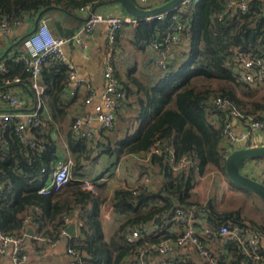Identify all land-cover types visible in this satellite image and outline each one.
<instances>
[{
  "label": "trees",
  "instance_id": "obj_1",
  "mask_svg": "<svg viewBox=\"0 0 264 264\" xmlns=\"http://www.w3.org/2000/svg\"><path fill=\"white\" fill-rule=\"evenodd\" d=\"M90 1L0 0V17L8 16L23 22L26 17L34 19L47 9L44 15L51 17V25H48L56 33L52 32L68 37L82 24L78 12ZM245 4L247 10L242 11L239 6H227V0H196L181 11L183 22L178 30L179 41L171 45L172 57L169 55L166 66L157 69L152 81L145 84L135 78L132 85L120 82L127 95L125 105L134 109L135 115L129 119L120 112L118 117L122 124L111 132L101 133L96 137V143L76 138L70 132L67 148L74 154L71 177L59 191L47 195L39 193L59 160L56 141L42 123L38 128H30L34 146L20 141L13 122L0 129V175L3 181L0 232L18 233L23 228L25 213H28L31 216L29 224L34 226L36 233L56 237L65 224L64 217L78 211L82 226L77 236L67 237V245L85 251L89 264H123L130 260L138 246L175 237L159 223L164 214L163 220H169L168 213L176 206L188 210L196 208L213 229L232 224L264 231V226L247 224V217L238 208L219 210L212 199L201 203L192 198L197 174L217 169L226 175L225 158L230 153L222 132L226 112L212 105L211 99L225 98L245 114L261 115L260 110H264V101L250 104L242 99L241 96L252 95L251 89L246 83L237 82L233 74L232 62L238 52L264 57V1L250 0ZM55 14L78 21V25L65 26ZM138 24L133 30V39L141 49H148L153 36L163 42L174 26L168 15L162 19H142ZM32 32L33 29L25 32L17 46L21 47ZM17 53L4 59L0 91L12 85L15 77L20 79L18 83L28 84L24 63L16 60ZM67 76V66L61 62L49 63L43 68L45 90L41 97L54 115L64 113V108L76 96L69 99L64 93ZM213 83L217 86L212 87ZM211 117L216 118L218 126L213 124ZM113 132L115 134L111 136ZM119 133H123L120 138L117 137ZM154 145L162 149L160 154H153L149 159L150 165L157 167L161 174L159 187L150 190L140 186L138 192H134L133 186L115 188L111 201L123 220L105 238L100 220V208L107 203V195L103 193L105 184L94 180L95 192L84 189L83 181L78 179L83 175L80 172L84 168L82 161L90 159L96 147L118 160L127 154L148 152ZM170 150L175 161L183 155L189 156L185 168L173 170L169 162ZM149 169L140 167L142 173L150 172ZM155 223L158 234L146 235L143 225ZM134 229L143 235L128 242L126 236ZM31 243L35 245L33 240ZM215 255L220 264H241L248 260L232 242L223 247L222 254Z\"/></svg>",
  "mask_w": 264,
  "mask_h": 264
},
{
  "label": "built area",
  "instance_id": "obj_2",
  "mask_svg": "<svg viewBox=\"0 0 264 264\" xmlns=\"http://www.w3.org/2000/svg\"><path fill=\"white\" fill-rule=\"evenodd\" d=\"M106 1L91 0L80 8V11L86 14L85 20L68 37L56 36L50 29L46 19L41 18L39 20L35 30L23 40L21 50L16 55V60L23 61L24 71L28 75L29 99H31L32 108L28 111H20L19 108L24 103L18 94L11 89L0 91V129H4L13 122L20 141L34 146L35 143L29 134V129L38 128L42 123L43 100L41 95L45 90L42 80L44 66L57 62L67 66L68 76L64 93L66 97L72 98L83 85V79L79 76L75 65L64 54L63 46L71 43L83 50L87 49L93 28L101 23L106 26V38L111 45V50L114 51L116 49V35L120 27L126 23L138 24L142 20L129 14L121 16L109 15L96 10L99 4ZM195 1L183 0L170 10L143 18L145 20L162 19L168 15L171 22L174 23L171 33L165 37L163 42H160L157 36L151 37L148 47L153 52L151 61L157 69L166 66L171 45L179 41L178 30L183 22L181 11ZM234 1L227 0V6L233 5ZM136 3L142 8H148V0H136ZM238 6L242 11L247 10V6L243 2ZM21 23V20L17 18L0 17V35L8 34L12 28L20 26ZM232 67L237 82L251 85L264 84V57L262 55L253 56L238 52L233 59ZM4 69V65L0 64V71ZM103 79L104 88L99 93L87 88L90 92L84 99V103L92 104V111L77 113L72 119L70 132L76 138H84L96 143V137L101 133L111 132L116 129L118 114L125 106L127 95L115 75L112 54L106 58ZM19 81L18 77L12 80L15 83ZM210 103L226 112V120L222 132L225 146L230 152L238 148L254 146L253 143L257 140V134L264 131V115L245 114L231 105L228 100L219 96L212 98ZM94 120H96V126L92 125ZM234 120H239L243 123L245 126L243 133L234 134L232 131ZM161 150L159 145H154L148 152L141 153L139 158L145 161L149 160L153 154H160ZM169 153L174 171L185 168L190 161L187 155H183L175 161L172 150ZM79 159L83 160L82 155H79ZM72 162L71 158L59 161L47 183L39 189V193L47 195L57 192L65 186L71 177L70 166ZM140 186H133L134 192H138L141 188ZM83 188L95 192L91 181H83ZM2 190L3 181L0 175V197L2 196ZM168 214H170L169 220H163L159 225L161 228L172 226L175 237L138 246L137 251L129 258L130 260L125 261L123 264H151L150 260L154 255H166L172 250L184 246H192L207 264H220L211 243L216 239V243L222 246H225L228 242L236 244L242 253L248 257L246 264H264V254H261L260 249V241L264 238V231L250 226L239 227L232 224H222L218 228L213 229L202 212L194 214L191 209L188 210L183 206L174 207ZM30 218V214L25 213L23 228L18 233L3 234L0 232V254H5L7 248L10 247V258L14 264H25L28 259L25 238L28 234L27 226ZM70 218L71 216L64 217L65 224L61 227L59 235L56 237H49L35 232L32 235H28L30 241L33 240L35 242V245L32 244L35 253L43 254L48 247L57 245L63 238L68 237L66 227ZM102 218H109L108 210L102 212ZM75 223L78 229L82 226L79 212ZM144 231L146 235L150 234L146 228ZM153 233L156 235L158 231L155 230ZM142 235L140 230L134 229L127 234L126 239L128 242H134L141 238ZM66 255L67 264H89L87 253L71 245H67ZM154 264H184V261L182 259H165Z\"/></svg>",
  "mask_w": 264,
  "mask_h": 264
},
{
  "label": "crops",
  "instance_id": "obj_3",
  "mask_svg": "<svg viewBox=\"0 0 264 264\" xmlns=\"http://www.w3.org/2000/svg\"><path fill=\"white\" fill-rule=\"evenodd\" d=\"M168 0H148V8H154L161 4H164ZM250 0H235L233 5L238 6L241 2L247 3ZM264 1V0H263ZM96 10L109 14V15H127L128 13L123 8L122 4L118 0H107L99 4ZM56 19L62 20L63 25L75 27L78 25V21L71 19H65L62 15L55 14ZM86 14L81 11L78 12V18L81 23L85 20ZM36 18V17H35ZM34 19L26 17L20 26H16L6 35H0V64L4 63V59L11 57L15 52L21 50V47L17 46L18 41L25 32L30 31L34 27ZM48 24L51 25L50 15H46L45 18ZM50 20V23H49ZM139 24H123L116 35V49L111 50V45L106 38V26L104 24H97L93 28V31L89 38V46L83 50L74 44L68 43L63 46V52L66 57L75 65L79 76L83 79V85L79 88L76 96L71 99L62 114H52L49 108L43 103L41 111L42 126L45 131L48 132L56 141L59 161H64L68 158H73L74 154L67 148V139L70 134V124L72 119L77 113H88L92 111V104H85L84 99L90 92V88L95 93H99L104 88L103 70L105 61L108 55L112 54V63L116 76L120 82H126L128 85H132V79H137L141 83L152 81V75L157 71V68L152 64L151 57L153 52L147 46L148 49L138 48L133 39V30ZM51 28V27H50ZM52 31L56 33L55 30ZM172 57V53L170 55ZM251 89L250 96H241L243 100L247 102H263L264 101V84H247ZM7 89L14 90L18 96L23 100L24 105L19 108L20 111H28L31 107L30 90L28 84L13 82ZM243 90H246L245 88ZM132 99L128 100V102ZM63 110V111H64ZM123 116L131 118L135 115V110L130 108L127 103L120 111ZM260 114L264 115V110H260ZM120 113V114H121ZM213 124L218 126V122L215 117H211ZM122 123L118 117V124ZM125 124V123H123ZM129 124V122H128ZM133 124H135L133 122ZM136 125V124H135ZM232 131L238 135L245 131V126L239 120H234L232 123ZM31 129L29 130V134ZM115 134V133H114ZM120 134V133H119ZM254 146L264 145V131L257 134V140L253 143ZM140 154H127L123 158L115 160L114 155H108L103 152H92L90 159L82 161L84 164L83 170L80 172L83 175L78 177L82 181H97V183L105 184L103 193L107 195V203H104L100 208V220L102 223L104 237L108 238L116 226L123 220L122 214H120L113 206L111 198L114 188L119 187H131L141 185L150 190H156L161 181V174L158 172L157 167H152L149 160H146L144 167L150 168L149 175L148 170L141 172L140 167L144 164H138ZM126 160V161H125ZM137 160V161H136ZM169 162L172 164L171 159ZM73 163V162H72ZM73 165V164H72ZM71 165V166H72ZM148 165V166H147ZM70 166V169H71ZM241 171L250 177L264 182V158H257L247 161ZM241 189V191L239 190ZM248 192L242 188L233 184L226 175L217 169L206 171L202 174H197L194 187L192 189V198L198 202L204 203L208 199H212L219 210L236 209L228 200L229 194L247 196L243 191ZM259 206H253V211L250 214H246L245 211L237 206L241 210L242 214L247 217V224H254L264 226V202L254 193ZM158 205V204H157ZM233 206V207H232ZM109 211V218L103 219L102 212ZM258 210V214L256 212ZM194 214H199V210L192 209ZM77 213L75 211L68 223L77 221ZM165 214L161 218H165ZM67 225V226H68ZM146 229L153 233L158 227V224L143 225ZM32 228L33 233L35 228L32 225L27 226V231ZM169 232L173 233V227H167ZM79 229L76 227V235ZM36 233V232H35ZM154 234V233H153ZM155 235V234H154ZM71 237V236H70ZM212 248L215 253L222 254V245L216 244V241L211 242ZM25 247L28 251V259L25 264H67V237L63 238L61 242L52 247H48L43 254L35 253L32 243L27 237L25 238ZM260 249L264 251V238L260 241ZM10 247L7 248L5 254H0V264H14L10 258ZM169 259H182L184 264H207L199 253L192 246L179 247L166 255H154L151 257V264L161 262L162 260ZM241 264H246L243 261Z\"/></svg>",
  "mask_w": 264,
  "mask_h": 264
},
{
  "label": "water",
  "instance_id": "obj_4",
  "mask_svg": "<svg viewBox=\"0 0 264 264\" xmlns=\"http://www.w3.org/2000/svg\"><path fill=\"white\" fill-rule=\"evenodd\" d=\"M118 1L122 4L123 8L129 15L143 19L170 10L180 4L183 0H168L164 4L154 8H142L136 3V0ZM46 11L47 9L41 11L36 16L33 30H35L41 18H46V15H44ZM92 125L96 126V120L93 121ZM257 158H264V145L235 149L225 158V173L227 178L237 187L256 194L264 202V182L254 179L241 171V168L247 161ZM66 232L71 237L76 236V223L72 222L69 224L66 227ZM27 233L28 235H32V228H29Z\"/></svg>",
  "mask_w": 264,
  "mask_h": 264
},
{
  "label": "rangeland",
  "instance_id": "obj_5",
  "mask_svg": "<svg viewBox=\"0 0 264 264\" xmlns=\"http://www.w3.org/2000/svg\"><path fill=\"white\" fill-rule=\"evenodd\" d=\"M217 86V84L216 83H213L212 84V87H216ZM117 124H118V122H117ZM114 132H116V131H114ZM114 132L113 133H111V136H113L114 135ZM123 136V133H120V134H118V138H120V137H122ZM96 152H102V148H100V147H96ZM139 160H141V161H137L138 162V164H144L143 166H146L145 165V163H146V161L145 160H143V159H140V158H138ZM126 161V160H125ZM142 166V165H141ZM148 166V165H147ZM149 175L151 174V172H149L148 173ZM115 189V188H114ZM239 190V189H238ZM239 191H241V189L239 190ZM243 191V190H242ZM247 196H250L249 198L248 197H245V196H243V195H234V193L232 194H229V196H228V200L230 201V203L233 205V206H235L236 208H237V206H240L241 207V209L243 210V211H245V213L248 215V214H250V213H252V211H253V206H259V203L257 202V200L256 199H251V197L253 198V197H255L253 194H250V193H248V192H245V191H243ZM232 206V207H233ZM258 214V210H257V212H256V215Z\"/></svg>",
  "mask_w": 264,
  "mask_h": 264
}]
</instances>
